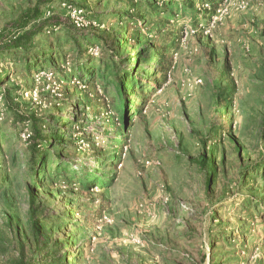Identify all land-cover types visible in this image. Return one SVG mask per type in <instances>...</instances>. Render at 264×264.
I'll return each mask as SVG.
<instances>
[{"label":"rangeland","instance_id":"obj_1","mask_svg":"<svg viewBox=\"0 0 264 264\" xmlns=\"http://www.w3.org/2000/svg\"><path fill=\"white\" fill-rule=\"evenodd\" d=\"M144 2L0 0V33L20 23L38 29L27 56L0 54L2 152L19 156L27 118L60 130L77 111L61 149L58 192L35 190L38 212L55 224L38 250L27 205H16L29 237L24 257L31 264L61 255V264H264V0H194L195 17L173 3L168 15H152ZM37 4L38 15L26 20ZM76 17L83 25L72 24ZM95 34L130 36L114 55L121 66L129 58L127 71L145 43L153 45L148 69H158L163 47L171 59L153 90L149 74L141 93L128 94L123 115L110 88L90 79L96 60L112 51L101 50ZM28 57L35 59L25 68ZM56 164L44 174L53 176ZM5 213L0 204V264H17Z\"/></svg>","mask_w":264,"mask_h":264},{"label":"trees","instance_id":"obj_2","mask_svg":"<svg viewBox=\"0 0 264 264\" xmlns=\"http://www.w3.org/2000/svg\"><path fill=\"white\" fill-rule=\"evenodd\" d=\"M144 1L146 10L152 15H159V13H163L165 16L168 15L164 12L167 11V9H170L173 3L175 4L176 8L179 9L181 15L188 11L191 16L195 17L194 12L196 13V11L194 8V0H162V6L159 8L157 6V0ZM179 1H181L180 6L177 5ZM205 11L207 12V10L204 9L203 12ZM38 13L39 10L37 4L29 13H25L27 16L26 20L30 19L31 17H36ZM148 15L150 16V14ZM25 25V23H20L18 26L19 28H16V30L0 33V54L8 55L12 53L15 54L17 51H21L22 55L27 56V53L34 45V38L38 29L35 27L36 25L25 29ZM70 28L73 29L72 26ZM95 36L96 38H94V40H96V42L101 45V50H105V48L111 46L112 51L108 53L109 57L105 61H103L102 58L101 60L100 58H95L99 64L96 65L95 74L90 73V79L95 80L97 78L101 80V84L106 89L110 88V91L113 94L112 101L117 102L115 105L122 114L126 108L128 109L129 106L128 101L131 95L129 96L128 94L135 93V90L141 93V89L143 88V80L144 78H147L149 74H151L150 77L155 83L152 87L153 90L159 84L158 81L164 80V72L166 66L170 65L171 59L165 58L163 56L165 53H167V48L163 47L158 54L159 56H156L160 57L157 61L158 69H155L154 67L148 69L146 66L151 63L154 57L153 45L145 43L139 48L138 52H136L132 58L136 63V68L133 70V72L127 71L124 68V65L130 61L129 58L124 60V64L121 66V64H117L114 55L119 53V47L122 44V41L130 39V36H117L116 34H108L99 38L96 34ZM69 38L76 41L78 36L70 35ZM85 39H88V37ZM108 41H110L111 44H109ZM128 41L127 45L130 46L131 42ZM79 51L80 50L77 48L76 53ZM126 56L129 57V54ZM33 59H35V57H32V59H29V57L26 58V60L22 63L23 67L26 68L29 65V62ZM140 64L143 67L140 68L141 72H138L137 69ZM158 70H160L159 74L161 78L156 77ZM5 98L6 94L4 99ZM87 99L85 100L86 102L88 101ZM74 105H77V103H74ZM27 120L29 121V132L27 138L24 140L25 146L21 150L19 156H17L16 153H13L11 156H9L2 152L1 144L3 143L2 136L4 133L0 129V204L5 209L11 211V214L5 213V222H7L8 227H11L14 237L17 238V245L19 248L17 264L31 263L27 257H24L23 241H26V238L29 237L26 233L22 232L20 222H22L24 218L20 219V217L17 215L15 209L16 205L18 202L25 203L27 205L25 217L27 219L30 236L32 237L33 242L35 241V247L36 250H38V246L41 244L40 241H42L44 235L48 236L50 234L48 231H52L55 227V224L52 225V223H49L47 216H43L38 212L40 210H38L39 205L36 204L37 198L35 190L41 188L45 192H52L53 190H55L56 193L58 192V189H56V182H58V177L63 176V170L65 169L62 166L63 162L61 160V149L64 146L63 143L65 140L69 138L67 126H69L70 123L77 121V111L74 109L70 118L64 119L62 121L60 130H58L57 127L46 130V125L43 122V118L31 116L30 118H27ZM49 155L52 157L49 158ZM202 159V165L206 164L208 161L207 157L203 155ZM52 161L57 163V168L53 173V176H49L44 173L48 167H51L50 163ZM86 177L87 174L86 176L84 174L83 180L87 179ZM94 178L95 176H93L91 179ZM97 183L102 185L103 180H98ZM81 185L83 184L81 183ZM63 214L66 216V212H63ZM12 220L14 223H12ZM51 237L52 236H50V239ZM54 243H56V240H54ZM44 248L45 246L41 249ZM64 260L65 259L63 255H61V257L55 262H52V264H61L64 262Z\"/></svg>","mask_w":264,"mask_h":264},{"label":"built area","instance_id":"obj_3","mask_svg":"<svg viewBox=\"0 0 264 264\" xmlns=\"http://www.w3.org/2000/svg\"><path fill=\"white\" fill-rule=\"evenodd\" d=\"M71 22H72V24L74 25V26H76V27H78L77 25H78V23H80L81 22V25H83L82 23H83V18L82 17H76L75 19H74V21L73 20H71ZM77 24V25H76ZM50 26H55V24L54 23H52V24H50ZM56 28V26L52 29V30H54Z\"/></svg>","mask_w":264,"mask_h":264}]
</instances>
